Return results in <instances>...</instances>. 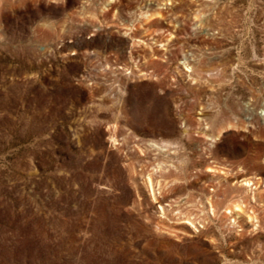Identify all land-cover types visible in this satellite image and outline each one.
Returning <instances> with one entry per match:
<instances>
[{"label":"rangeland","instance_id":"rangeland-1","mask_svg":"<svg viewBox=\"0 0 264 264\" xmlns=\"http://www.w3.org/2000/svg\"><path fill=\"white\" fill-rule=\"evenodd\" d=\"M0 264H264V0H0Z\"/></svg>","mask_w":264,"mask_h":264}]
</instances>
